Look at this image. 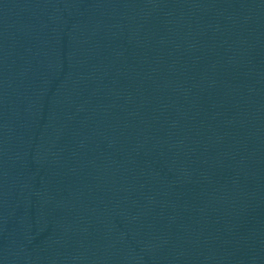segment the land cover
<instances>
[{
	"label": "water",
	"instance_id": "95a60500",
	"mask_svg": "<svg viewBox=\"0 0 264 264\" xmlns=\"http://www.w3.org/2000/svg\"><path fill=\"white\" fill-rule=\"evenodd\" d=\"M0 264H264V0H118L0 155Z\"/></svg>",
	"mask_w": 264,
	"mask_h": 264
}]
</instances>
